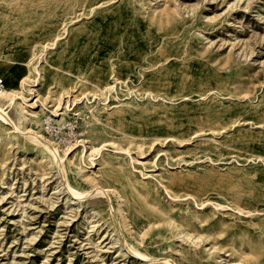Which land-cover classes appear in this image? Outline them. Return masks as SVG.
Masks as SVG:
<instances>
[{"label": "rangeland", "instance_id": "rangeland-1", "mask_svg": "<svg viewBox=\"0 0 264 264\" xmlns=\"http://www.w3.org/2000/svg\"><path fill=\"white\" fill-rule=\"evenodd\" d=\"M0 78V264H264V0H0Z\"/></svg>", "mask_w": 264, "mask_h": 264}, {"label": "bare ground", "instance_id": "bare-ground-1", "mask_svg": "<svg viewBox=\"0 0 264 264\" xmlns=\"http://www.w3.org/2000/svg\"><path fill=\"white\" fill-rule=\"evenodd\" d=\"M33 68L35 69V71H39V69H38L39 67L34 66ZM38 76L39 77L38 78L36 77V79L34 80L35 82L37 81V83L35 85H39V82L38 81L41 82V78L43 77L41 73H39ZM25 83H27V82H25ZM23 89H24V86L21 85V87H19L18 90L19 91L20 90L23 91ZM19 94H20L19 92L17 93V91L16 92L9 91L5 87L0 91V117L3 118L4 120L10 122V123H13L12 124V128L14 129L15 132L20 131V130H16V128L14 126V124L16 125V123H14V121L12 119H10V117L8 116L7 112L4 109L3 102L4 101H7V102L8 101L9 102L11 101V103H13L16 100L15 97H18ZM21 97L23 99H21L22 100L21 102L19 101L18 112L21 115V117L24 118L25 115H24V106L23 105L26 103V100H25L26 98H24V96H21ZM9 102H8V104H9ZM45 102H46V97H45V100H43V102H41V105H40L41 108H42V110H44V108H45V106H44L45 105L44 104ZM65 108H67V107H65ZM57 111H58V109L57 110H54L55 116H60L61 114H63V113H60V112H57ZM36 115H37L36 112L29 113V115L24 120L25 121L27 120V121H29V122L32 123L33 120H34V118L36 117ZM25 133L28 134L27 132H25ZM37 136H38L37 138H31V140L32 141H35L38 145L40 144L42 146V147H40L41 152L45 156H47L49 158V160H48L49 162H53L54 163V161H55L54 159L57 158V160L60 159L62 161V163H65V161L68 159L67 154L70 152V150H68V149L67 150H64V149L63 150H60V149H58L56 147H53L52 143L49 140H47L44 135L38 134ZM94 178L95 177H93L92 180L94 181V185L97 187L95 189H99V190H97L98 191L97 194L102 193L104 191L102 189L104 186L101 185V183L98 182V181H96V179H94ZM76 192L77 191H75V193Z\"/></svg>", "mask_w": 264, "mask_h": 264}, {"label": "built area", "instance_id": "built-area-1", "mask_svg": "<svg viewBox=\"0 0 264 264\" xmlns=\"http://www.w3.org/2000/svg\"><path fill=\"white\" fill-rule=\"evenodd\" d=\"M5 84L3 82V80L0 78V91L4 88ZM44 124H45V131L47 132V134L50 136V137H54V135H57L58 130H57V126L54 122V118L52 117H48L45 119L44 121ZM69 130H70V137H73L74 134H75V127L72 125L71 127H69ZM66 143H63V144H68V140H65Z\"/></svg>", "mask_w": 264, "mask_h": 264}]
</instances>
